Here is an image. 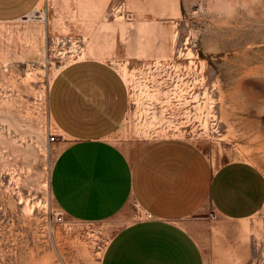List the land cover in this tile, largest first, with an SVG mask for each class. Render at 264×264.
I'll return each mask as SVG.
<instances>
[{
    "label": "rangeland",
    "instance_id": "374dc122",
    "mask_svg": "<svg viewBox=\"0 0 264 264\" xmlns=\"http://www.w3.org/2000/svg\"><path fill=\"white\" fill-rule=\"evenodd\" d=\"M87 58L128 85L129 111L109 140L130 158L179 139L215 165L247 161L264 174V0H41L0 22V264H100L125 221L68 219L51 195L61 138L49 86ZM208 218L190 227L205 264H264V205L246 220Z\"/></svg>",
    "mask_w": 264,
    "mask_h": 264
},
{
    "label": "crops",
    "instance_id": "0c3cea01",
    "mask_svg": "<svg viewBox=\"0 0 264 264\" xmlns=\"http://www.w3.org/2000/svg\"><path fill=\"white\" fill-rule=\"evenodd\" d=\"M40 1L0 0V22L29 14ZM129 106L125 79L105 60L80 59L58 71L47 94L61 138L51 169L53 200L68 219L125 220L100 264H205L190 227L214 216L253 217L264 205V174L247 161L215 165L179 139L152 141L130 158L109 140ZM131 203L139 212L134 218ZM201 215L206 219L195 218Z\"/></svg>",
    "mask_w": 264,
    "mask_h": 264
},
{
    "label": "built area",
    "instance_id": "2783aa9c",
    "mask_svg": "<svg viewBox=\"0 0 264 264\" xmlns=\"http://www.w3.org/2000/svg\"><path fill=\"white\" fill-rule=\"evenodd\" d=\"M26 16H27V15H24V16H22V17L19 18V19H24ZM57 140H58V137H57L56 135H53V134L49 135V142H55V141H57ZM62 220H63L62 217H58V218H57V221H58V222H59V221H62Z\"/></svg>",
    "mask_w": 264,
    "mask_h": 264
}]
</instances>
